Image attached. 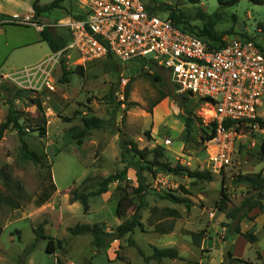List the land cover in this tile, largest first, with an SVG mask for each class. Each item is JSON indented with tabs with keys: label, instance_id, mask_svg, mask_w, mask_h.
Segmentation results:
<instances>
[{
	"label": "rangeland",
	"instance_id": "1",
	"mask_svg": "<svg viewBox=\"0 0 264 264\" xmlns=\"http://www.w3.org/2000/svg\"><path fill=\"white\" fill-rule=\"evenodd\" d=\"M18 1H25L26 5L22 3L24 8L16 10L17 18L2 21L0 16V126L9 114V97L4 88L14 85L31 91L29 100L41 101L45 117L29 100L13 103L21 114L20 124L26 129L24 139L29 149L43 159L41 164H35L21 158L22 142L17 130L6 131L0 139V192L20 204L19 208L0 205V264H146L144 257L152 256L156 247L175 248L181 255V259H166L161 264H223L227 241L233 243V257L264 264V225H253L258 220L263 222L264 209L254 210L250 214L254 219L241 223L243 232H254L259 238L250 244L237 235L228 239V220L217 208L222 187L234 206L247 195L245 186L233 184L238 175L264 176V128L252 120L234 126L230 164L220 167L202 135V127L214 120L212 108L191 96L184 102L185 109L180 110L171 95L182 93H177L169 73L155 61L122 62L116 57L84 61L75 50L68 49L71 35L62 24L85 14L89 0H65L61 8L43 14L44 27L69 40L60 53H53L47 43L20 48L22 43H31L37 37V30L29 26L33 22L26 18V6H31L33 0ZM54 1L40 0L43 5ZM143 1L161 17L176 10L198 29L204 26L198 16L201 8L216 22L215 34L225 42L250 38L264 47V27L260 26L264 23V5L250 0L231 7H221L218 0L198 5L187 0ZM6 8L9 13L11 9L15 11V5ZM64 71L68 82L62 80ZM86 116H96L108 124L91 131L79 143L70 129L81 127ZM185 118L191 119L189 128ZM257 118L264 120V104ZM127 141L135 142L140 150L162 147L163 160L171 166L209 172L212 180L146 173L149 207L142 213L144 228L97 249L90 235L75 237L70 229L78 224H98L112 232L130 218L133 203L137 204L136 169L129 167L126 180L114 182L107 193L90 198L87 213L80 202L71 203L70 194L74 190L96 191L101 178L121 172L127 165L121 146ZM52 184L56 191L39 206V196ZM182 187L191 195L184 194ZM166 194L188 198L190 207L163 198ZM155 207L173 208L180 213L178 219L163 220L166 226L174 224L169 234L155 230L158 221L151 220V208ZM42 225L45 239L36 233ZM194 234L201 235L199 241ZM50 239L55 242L54 253L47 252Z\"/></svg>",
	"mask_w": 264,
	"mask_h": 264
},
{
	"label": "built area",
	"instance_id": "2",
	"mask_svg": "<svg viewBox=\"0 0 264 264\" xmlns=\"http://www.w3.org/2000/svg\"><path fill=\"white\" fill-rule=\"evenodd\" d=\"M63 23L71 35L68 49L84 61L109 55L122 62L152 60L169 73L177 93L204 100L216 124L208 141L213 159L220 167L230 164L234 126L255 120L264 104L259 44L238 38L214 46L182 31L168 16L150 13L143 0H89L83 17Z\"/></svg>",
	"mask_w": 264,
	"mask_h": 264
},
{
	"label": "trees",
	"instance_id": "3",
	"mask_svg": "<svg viewBox=\"0 0 264 264\" xmlns=\"http://www.w3.org/2000/svg\"><path fill=\"white\" fill-rule=\"evenodd\" d=\"M65 0H55L54 2L48 5H41L39 0H33V10L36 13V16H39L44 13H49L55 9L61 8V4ZM189 3L193 5H198L202 1L207 0H187ZM242 0H218L219 5L221 7H231L237 5ZM255 5H264V0H250ZM147 10L150 13L155 14L148 5H146ZM198 16L200 20L204 22V26L202 29H198L189 25L188 22L185 21V17L183 14H177L176 10H172L169 18L173 19L175 24L182 30L193 35H196L200 38L207 40L212 45L223 46L226 42L223 40L222 36H218L215 34L216 22L213 18L206 13L203 9H198ZM81 18V17H80ZM10 25H18L15 23H10ZM41 25V24H39ZM260 26L264 27V23L260 24ZM41 38L43 42H46L50 47L53 53H57L63 51L69 40L65 39L63 36L55 34L53 30L46 26L41 31ZM248 40H252L250 38H245ZM264 52V47L260 46ZM108 57H113L109 55ZM136 60H146V59H136ZM152 61V60H151ZM82 69V67H78ZM158 80H162L160 76H156ZM63 81L68 82L67 72L64 71ZM13 88L6 87L4 88L8 93L9 97V114L4 123L0 126V139L4 136V133L10 129H14L18 131L19 136L21 137L22 148H21V158L26 161H32L35 164L42 163V157L38 155L36 152L29 149L27 142L24 137L27 136V132L24 126L20 124L21 114L18 112L14 106L13 100H26L30 99V94L32 93L29 90H22L14 85ZM172 94L171 98L173 101L179 106L180 110L185 109L184 102L187 101L189 97L192 95L189 93ZM193 97V96H192ZM200 102H204V100H199ZM29 102L34 103L42 117L43 107L41 101L37 98L34 100H29ZM70 121V120H66ZM186 127L189 128L191 125V119L185 118ZM251 122L257 123L261 128H264V120L260 118H256ZM83 125L74 126L70 129V133L72 137L77 140L79 143L83 138H85L91 131L98 130L104 128L108 122L100 119L96 116H86L82 119ZM231 124H227L226 127H230ZM215 122L210 123L209 125L202 127V135L205 141H210L215 135ZM122 157L127 162L125 168L119 172L112 174L106 178H101L99 182V188L96 191H91L89 193H78V191L74 190L70 194L71 203L80 202L83 206L84 212L87 213L89 210V199L92 197L101 196L108 192L110 184L114 182H121L127 179L128 168L134 167L136 169V176L138 187L135 189V196L137 200V204H134V212L133 215L125 219L114 231L107 232L103 227L98 224L89 225V224H78L75 227L70 229V233L72 236H86L90 235L93 238V244L97 249L106 248L112 241L119 240L128 234H132L137 228H144V223L142 222V213L149 207V203L147 201L148 196V185H147V176L146 173H150L155 175L157 172L164 174H172V175H187L189 178L194 179L196 181H211L212 175L209 172H201V171H191L183 166H171L168 162H165L164 159V149L162 147H156L154 150L143 149L140 150L135 142L127 141L122 143ZM152 155L150 159L149 156ZM137 159V161H135ZM5 177V176H4ZM6 179V177H5ZM7 185L9 184V180L6 179ZM233 184L243 185L247 188V195L242 200L239 205H232L231 199L227 194L226 188L222 187L221 190V198L217 202L218 210L225 214L226 219L228 220L225 223V228L228 233V239L235 236L241 235L246 241L250 244H255L258 241V237L254 232H242L241 223L243 220L248 219L252 221L254 216L250 214L256 210L264 209V176L261 173L252 174V175H238L234 180ZM182 192L186 195H191V193L185 188H181ZM56 191V186L52 184L51 189H45L42 191L37 204L39 206L45 204ZM124 197L123 199H125ZM163 198L169 199L173 203L178 204H186L190 207L189 199L186 197L180 198L176 195L166 194ZM0 205H8L14 208H19V202L17 199L12 196L4 195L0 192ZM122 205V203H120ZM232 205V206H231ZM171 218L172 220L180 218V213L173 208H151V220H156V228L155 230L161 234H169L174 229V224L171 223L166 226L163 223V220ZM36 233L38 234V238L45 239L46 236L43 233V225L40 226ZM3 234V228L0 226V240ZM200 234H194V238L196 241H199ZM55 242L50 239L49 244L47 246V252L54 253L55 252ZM61 244V241L58 242ZM141 254L142 251L139 250ZM260 257V256H259ZM178 260L181 259V255L179 251L175 248H154L153 254L150 257H144L145 263L148 264L150 261H155L157 264H161L164 260ZM228 264H254L251 261L243 260L240 258H234L232 252L230 253Z\"/></svg>",
	"mask_w": 264,
	"mask_h": 264
},
{
	"label": "crops",
	"instance_id": "4",
	"mask_svg": "<svg viewBox=\"0 0 264 264\" xmlns=\"http://www.w3.org/2000/svg\"><path fill=\"white\" fill-rule=\"evenodd\" d=\"M22 3H24L26 5L25 1H21L20 2L18 0H0V16L2 17V21H3V19L5 20V18L6 19H9V18L10 19L11 18H17L18 17V13H17L16 10H21L22 8H24V6H22L23 5ZM40 4H41V2H40ZM7 5H15V11H12V9H11L10 10V13H9V11H8L9 9L6 8ZM41 5L43 6V4H41ZM26 8L28 9V12L26 13V18L32 20V22H33L29 26H34L36 28V30H37V37L33 41H31V43H28V42L22 43V45H20L21 46L20 48H25V47L33 46V45L34 46H37V45H42L43 43H46V42H43L42 41V38H41V30H39L37 28L38 27V24H41L42 26H45V23L44 22H41V19H43V17H42L43 14H41L39 16H36L35 11L33 10V3H32L31 6H30V4L27 5ZM11 14H13V15H11ZM83 16H84V14L83 15H79L76 18H80V17H83ZM261 221L262 220H258L253 225H257L259 223V224H261V226H263L264 225V220H263L262 223H261ZM254 234H256V233H254ZM238 236L242 237L241 235H237V237ZM258 240H259V238H258Z\"/></svg>",
	"mask_w": 264,
	"mask_h": 264
},
{
	"label": "water",
	"instance_id": "5",
	"mask_svg": "<svg viewBox=\"0 0 264 264\" xmlns=\"http://www.w3.org/2000/svg\"><path fill=\"white\" fill-rule=\"evenodd\" d=\"M232 247H233V243L232 242L227 241L225 243V248H224V251H223V255H224L223 264H228V259H229L230 253L232 251Z\"/></svg>",
	"mask_w": 264,
	"mask_h": 264
}]
</instances>
